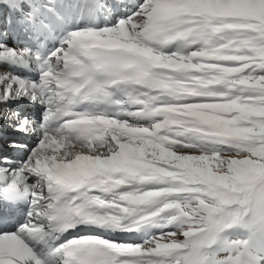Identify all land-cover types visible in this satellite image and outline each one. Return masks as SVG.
<instances>
[{
  "label": "snow or ice",
  "instance_id": "6c2138e0",
  "mask_svg": "<svg viewBox=\"0 0 264 264\" xmlns=\"http://www.w3.org/2000/svg\"><path fill=\"white\" fill-rule=\"evenodd\" d=\"M0 264H264V0H0Z\"/></svg>",
  "mask_w": 264,
  "mask_h": 264
}]
</instances>
